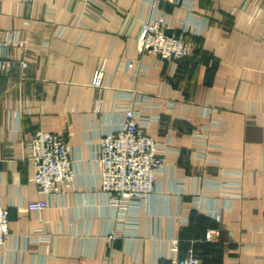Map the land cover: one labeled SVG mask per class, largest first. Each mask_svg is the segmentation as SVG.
I'll use <instances>...</instances> for the list:
<instances>
[{"label":"crops","instance_id":"0c3cea01","mask_svg":"<svg viewBox=\"0 0 264 264\" xmlns=\"http://www.w3.org/2000/svg\"><path fill=\"white\" fill-rule=\"evenodd\" d=\"M107 1L115 19L66 0H0V36L26 41L0 73V203L10 213L0 264H167L175 245L179 258L194 247L202 264H264V0ZM160 13L192 49L174 76L172 62L137 49L140 20ZM164 97L173 110L153 106ZM130 106L178 153L138 209L135 235L108 241L117 221L95 152ZM39 130L65 136L75 177L35 212L23 145Z\"/></svg>","mask_w":264,"mask_h":264},{"label":"built area","instance_id":"2783aa9c","mask_svg":"<svg viewBox=\"0 0 264 264\" xmlns=\"http://www.w3.org/2000/svg\"><path fill=\"white\" fill-rule=\"evenodd\" d=\"M66 1L94 19H115L119 10L115 3L107 0ZM155 1L160 3L166 0ZM168 28L166 15H153L140 20L135 39L139 53H150L161 60L172 62L174 67L171 76H174L180 63L190 57L192 49L181 38L168 35ZM25 44L26 41L18 33H14L10 39L0 36V73H8L16 66V61L11 57V49ZM134 66V61H129L125 69L129 71ZM104 77L103 71H96L93 79V85L99 91L95 102L97 113H100L103 102ZM152 102L153 106H164L169 111L176 105L175 101L165 97L156 103ZM120 112L121 123L116 129L101 133L95 152L101 191L108 196L117 221L116 228L103 236L108 241L120 235L125 236L127 230L135 235L138 209L142 207L143 200L155 190L158 176L163 175L171 165L170 155L177 152L171 149L169 143H161L147 133V125L140 120V111L130 106ZM23 146L24 157L32 165V179L39 195L38 199L29 203L28 210L41 212L49 208L51 199H56L73 186L75 174L70 148L62 133L42 130L25 141ZM9 222V210L0 203V248L9 240ZM217 234L216 230H209L206 240H213ZM171 250L173 255L167 264H202L201 257L192 246L181 258L176 257L178 246H173Z\"/></svg>","mask_w":264,"mask_h":264},{"label":"trees","instance_id":"16d2710c","mask_svg":"<svg viewBox=\"0 0 264 264\" xmlns=\"http://www.w3.org/2000/svg\"><path fill=\"white\" fill-rule=\"evenodd\" d=\"M196 251V250H195ZM197 254H198V252H197Z\"/></svg>","mask_w":264,"mask_h":264},{"label":"water","instance_id":"95a60500","mask_svg":"<svg viewBox=\"0 0 264 264\" xmlns=\"http://www.w3.org/2000/svg\"><path fill=\"white\" fill-rule=\"evenodd\" d=\"M169 35V33H167Z\"/></svg>","mask_w":264,"mask_h":264}]
</instances>
